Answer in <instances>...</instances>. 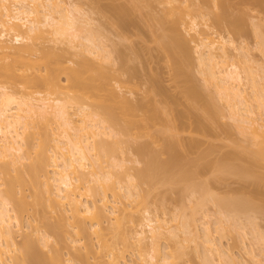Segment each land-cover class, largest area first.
Here are the masks:
<instances>
[{
    "label": "bare ground",
    "instance_id": "1",
    "mask_svg": "<svg viewBox=\"0 0 264 264\" xmlns=\"http://www.w3.org/2000/svg\"><path fill=\"white\" fill-rule=\"evenodd\" d=\"M140 1L128 0V2L123 1L122 3L112 2L106 6L115 18L112 24L116 27V33L120 39V41L114 44L115 47L110 48L111 45L109 46L108 44L106 34L99 27H94V19L85 11L86 9L84 10L74 0H0V58L9 55L12 57L11 62L0 63V163L3 162L6 164V167L0 170V178L1 173H8L7 171L9 170L7 167H12V169L16 170L20 168V165H24L26 160L30 159V166L28 165L29 173L39 185L43 186V193L54 210L62 209V207L67 212L69 210L71 217L78 219V222L83 223L85 221V224L86 222L90 223L91 229H93L94 234L97 236H104L103 230L105 227L102 226L101 221L106 215L109 216H106V218H110L111 220V223L109 222L110 226L107 227L109 233L122 232V230H119L122 227V217L125 214V210H121L111 204L112 200L109 199L108 190H112L114 196L119 194V189L124 190L128 198H134L139 195L137 181L135 183L136 176L139 175L138 177H142L143 179L146 177V172L136 173V175L134 174V170H131V165L127 164L129 160L132 161L131 158L123 157L117 159L110 155L109 146L111 145L103 137L105 135L111 136V133H114L115 129L102 116V113L95 108L93 110L91 103L85 99L91 98L96 100L98 104L104 105L106 112L111 117L119 113L126 115V125L129 127L135 126V128L142 124L149 126L150 122H154L157 117L158 110L156 108L158 105L148 100L149 92H154L155 101L157 99L156 96H160L159 101L161 100L163 102L167 100L168 93L162 88L158 81L160 79H157V77L150 78V85L146 84L148 89L146 88L147 91L145 92L144 90V94L142 93L143 95L146 94V97L148 96L146 101L145 96L142 95L141 97L144 100L139 98L134 102L125 93L120 92L123 89V84L121 83L132 81L135 75L133 73L136 69H131L132 66H130L131 64L129 65V61L132 60V53L137 50L134 48V45L127 44L125 40L129 39L132 31L131 28L136 25L129 16L132 10L139 7ZM175 1L178 0L160 1L161 4L168 5V7L166 6L167 8L163 9V13L159 15L154 12L147 13L149 18L157 20V24L163 30L168 31V33L162 35V47L166 51L178 55L180 59L178 61L177 71L185 75L183 63H185V60L191 58L193 48L190 45L189 39L183 33L182 27L189 33L194 31L197 34V43L195 45V53H197L196 60L200 73L204 75L205 83L212 85L216 94L227 102L226 104L228 105L231 118L237 123L236 127L240 134L244 136V140L247 142V148L249 150L251 148V152L254 155L252 162H264V66L254 65L248 51L245 50L243 45H237L235 39L230 35L218 34L210 23L207 22L205 25L208 29H213L211 32L212 36L208 31L201 30L197 17L191 16L182 7L173 5ZM215 1H217L216 4L222 10L214 14V20L219 24L217 25H227L230 27V30L232 29L236 33L243 30V19L239 16H232L229 11L230 5L232 6V0ZM180 2L184 4L187 0ZM96 4L97 7L94 6L96 9H102L101 0H96ZM186 17L189 20H186ZM256 24L258 27L257 30L259 33H262L263 30L260 27L264 26V21ZM11 35L13 37L12 40H16L15 43L17 45L7 42V37ZM215 35L217 36L215 37ZM259 36H262V40L260 41L264 44V34L262 33ZM47 37H53L55 40H60V42L65 43L69 51H66V46L64 49H62V46L60 48L66 52L74 50V53L77 52L78 55L80 54L83 57L82 60L78 59V64L75 65L76 67L71 68V66H66L64 63H67V58L65 62L63 58L66 52L54 51L55 49L52 51L51 48L50 50H45L44 48L42 50L39 48V44L41 42L43 44V41H46ZM230 49L236 53H231ZM39 50L42 51V58L36 61L32 56L36 52L38 53ZM87 53L99 59L101 62L100 65L95 66L91 65V62L88 63V60L92 61V59L90 60ZM238 57L242 60H237H241L244 63L242 69L244 75L241 67L235 60ZM40 64L41 66L42 64L45 65V73L40 71ZM89 64L90 66H88ZM116 64L117 67H115ZM52 69H57L56 71L64 70L63 72L67 73V87L73 91L70 88L73 86V94H70L66 89L62 90L66 85H61L60 79H58L59 74L57 73L60 71L56 73ZM88 71L90 75L84 74L85 72L88 73ZM247 87H250L248 90H252L253 92L251 93L253 95L252 99L250 98V91L247 90ZM186 92L193 97H199L200 94L196 86L187 87ZM209 104L210 107H208L211 108V103ZM155 105L157 107H154ZM254 106L257 108H254ZM255 109L259 111L257 112ZM209 111H212V109ZM158 116H160L159 113ZM42 123H45L44 126L47 129L52 130L56 128L58 130L57 133L52 130L51 133L54 135L56 133L55 136L46 132L48 134H46V139L50 140L49 137L53 136L50 140L54 141L53 148L51 146L47 148V144H44V142H48L46 139L41 140L37 144L33 141L35 139L34 137L40 134V125ZM52 124H56L55 128L51 127ZM117 141L114 142L117 143ZM28 145H33L32 148L36 153L35 160H32V150L27 151L25 149V146L27 147ZM49 152L52 154H49ZM147 168L152 169V171L155 170H153V167L151 168V165L146 167V171H149ZM247 171L253 170L247 167ZM20 176H22L20 178L23 180V174ZM257 181L255 180L254 182ZM0 185H3V182H0ZM100 188L103 189V192L98 200V204L94 200V197L95 194L97 195L99 193ZM133 189L134 191H132ZM218 199L220 200L221 197ZM219 200L216 201L220 205L219 208L222 207L225 212L228 211L232 215L231 220L233 221L239 218L233 217L239 216L235 214L243 212L240 211V206L247 203L245 199L241 198H235L232 201ZM21 202L15 196L13 187H8L7 191L0 188V264H25L23 262H26L24 261L26 257L29 258L28 253L32 257L37 254V251L35 252L31 247L33 246V241L30 238L24 242L25 248H27L24 251L25 255L20 257L16 253L18 244L14 227L16 226L19 230L21 229L19 212L21 211L19 209L23 207H21L23 204ZM114 202L117 203L116 200ZM247 204L245 205L246 207ZM110 206L111 208H109ZM241 208L244 210L243 207ZM145 212V221L140 224L141 229L136 230L135 234V246L140 249L148 245L150 249L148 254L141 258V264H176L172 260L175 259L173 256L177 254L173 255L167 250L163 252L161 244L171 233V236H174V238L180 235L176 231L179 230V225L175 224V220L177 222L179 217L177 219L175 217V220L173 218V223L169 219H159L149 208L145 209ZM228 212L227 216L229 218H227L230 220ZM245 214L247 213L245 212ZM209 217L207 219H210ZM248 217L247 219L251 218V216ZM67 218L69 217L67 216ZM170 222L174 226L172 223L169 225ZM182 222L184 223H181V225L185 227V230L182 231L188 235L189 239L191 238V241L193 236L195 237L198 234L196 232L198 229L195 231L192 227H189L191 223L187 222V220L186 222ZM194 223H197V221ZM234 223L232 222V225L236 227V220ZM211 225L209 220L203 221V239L205 241L202 240V243L203 241L205 242V245H203L208 250L206 262L211 261V257L217 253L220 257L219 259L222 260L223 258L228 264L238 263L239 257L236 256L237 254L232 253V250L224 249L220 243L213 240L214 238L212 237H214V234L212 235L211 233L214 232V229L212 230ZM193 227L198 228L196 225ZM237 227L246 233L245 227ZM253 227L255 228V232L259 230L257 226ZM74 228L79 229L78 231L84 230L88 232V228L82 227L78 223ZM222 228L220 230L223 232L224 229ZM36 231L40 236V240L48 242V234H40L38 228ZM173 232L176 233L173 235ZM259 232L261 233L262 231L259 230L258 233L256 232V236L260 234ZM203 236L199 235L200 238ZM196 237L195 239L197 240L199 237ZM257 237L263 239L264 235L261 233ZM104 241L106 240L104 239ZM180 242L182 243V240ZM243 247L245 248V246ZM30 250L35 253L32 254ZM248 250L247 247L245 251L247 252ZM113 251L115 250L111 249L109 253L110 258L106 264H122V261L124 262L125 260L120 259L121 254L115 255L116 253L114 254ZM253 252V249L248 251L256 263L264 264L258 255ZM206 255L203 257H207ZM203 259L205 260V258ZM73 260L69 256L64 262L65 264H78ZM211 263L214 264V262Z\"/></svg>",
    "mask_w": 264,
    "mask_h": 264
},
{
    "label": "rangeland",
    "instance_id": "2",
    "mask_svg": "<svg viewBox=\"0 0 264 264\" xmlns=\"http://www.w3.org/2000/svg\"><path fill=\"white\" fill-rule=\"evenodd\" d=\"M74 1L78 5H81L84 10L86 9L85 11L94 19V27H99L106 34L108 37V44L109 46L111 45L110 48L113 46L115 47L114 44L120 41V39L117 36L116 27L112 24L115 18L111 15L106 6L110 5L112 2L122 3L123 1L128 2V0H101L102 9L100 10L102 11L96 9V0ZM160 1L162 0H141L139 2L140 5H138L139 7L132 10L129 16L136 25L131 28L132 31L129 35V39L125 40V42L134 45V48L137 50L132 53V60L129 61V65L131 64L130 66H132L131 69L134 68L137 72L134 70L133 75H135L132 81L121 83L123 84V89L120 91L136 102L139 98L143 99L141 96L144 94V90L145 92L147 91V85H150V78L157 77V79H160L158 81L162 88L168 93L167 100L163 102L161 100L159 101L160 96H156L157 99L155 101L153 91L149 92V99L148 96H145L146 94L143 96H145V101L148 99L153 104L158 105V107L156 105L154 107H157L156 109L160 116H158L157 113L156 119L154 122H150L149 126L147 124H142L138 125V127L136 126V128L135 126L129 127L126 125V115H121V113H119L111 117L106 112L104 105L98 104L96 100L91 98L85 99L91 103V108H95L97 111L101 112L102 116L106 118L108 123L112 124L115 129L114 133H111V136L105 135L103 137L106 138L111 145L109 146L110 155L117 159L123 157L128 159L131 158L132 161L129 160L127 164L131 165V170H134V174L143 171V173L146 172V177L143 179L136 174L135 183L137 181L136 184H138L139 195L134 198H128L124 190L122 191L119 189V194L117 195V193H115L117 196L112 194V190H108L109 199L112 200L111 204L117 206L121 210H125V214H123L122 217V227L119 230H122V232L119 233L117 231L118 233H109L107 227L110 226L109 222L111 220L110 218H106L107 215L104 217L105 219H101L102 226L105 227L103 230L104 236H97L94 234L93 229H91L90 223L86 222L85 224V221H83V223L78 222V219L71 217V212L69 210L67 212L63 207L62 209L54 210L43 193V186L39 185L29 173L28 168L31 163L29 159L16 170L12 169V167H7L9 170L7 171L8 173H1L0 178V182H3L0 188L7 191L8 187H13L15 196L23 202V204L21 202V207H23L19 209L21 210L19 211L21 229L19 230L18 227H14L18 244L17 255L20 257L25 255L24 251H26L27 248H25L24 242L29 238L33 241V244L31 242L33 245L31 247L35 252L37 251L36 255L39 253L38 257L35 255L33 256L34 258L28 253L29 258L26 257L27 259L25 258L24 260L26 262L23 263L65 264V259L70 256V258L72 257V259H74L73 261L78 264H106L110 258L109 253L111 249H113L115 250L113 251L114 254L116 253L115 255L121 254L120 259L125 260L124 262L122 261V264H141V258L146 256L150 249L148 245L138 249L135 246V234L136 230L141 229L140 224L145 221V209L147 208L157 215L159 219H169L173 223L175 217L176 219L179 217L177 222L175 220V224L179 225L180 231L176 230L178 231V235L180 234L179 236L176 234L179 239L178 237L174 238V236H171V233V235L164 240L165 242L163 241L161 244L163 252L167 250L173 255L177 254L173 256L175 259L172 260L171 258L176 264H210V262H214V264H228L223 258L222 260L219 259L220 257L217 253L213 255L216 262L213 257H211L213 260L211 259V261L206 262L208 250L205 249V240L203 239L204 220H209L210 225L212 224V230L214 229V232L211 230V232H213L211 234H214V237H212L214 238L213 240L220 243L224 249L232 250V253L234 252L235 255L237 254L236 256L239 257L240 260L237 258L239 262L237 261L238 263L236 264H257L248 253L250 249H253V253H256L259 259L264 263V237L263 239L257 237L261 233L264 235V162H252L254 155L251 152V148L250 150L247 148V142L244 140V136L240 134L236 127L237 123L231 118L228 105L226 104L227 102L216 94L212 85L205 83L204 75L200 73L196 60L197 53H195V45L197 43V34L194 31L189 33L184 27H182L183 33L189 39L190 45L193 48V53L191 58L185 60V63H183L185 75L177 71L180 58L178 55L166 51L161 44L162 35L168 33V31L163 30V28L157 24V20L149 18L147 14L148 12H154L157 13V15L163 13V9L167 8L168 5L161 4ZM180 1L173 2V5H178L185 9L187 13H190L191 16H196L200 23L201 30L208 31L210 35L213 29L218 34L230 35L235 39L237 45L244 46L254 65L264 66V44L260 41L262 40V36H259L262 35V33L264 34V26L260 27V29L263 30L260 34L256 24L260 21H264V0H232V6L230 5L229 7L231 15L235 17L239 16L243 19V30L239 33H236L232 29L230 30V27L227 25L218 26L219 24L214 20V14L222 10L216 4L217 1L187 0L184 4ZM186 20H189V18L186 17ZM207 22L213 26V29L207 28L205 25ZM216 36L217 35H215V37ZM12 38V35L8 36L7 42L17 45V43H15L16 40H12ZM55 41L57 40L53 37H47L46 41H43L44 45L42 42L39 44V48L42 50L43 48L45 50H50L51 48L52 51L55 49L54 51L60 52L64 51L62 49H64L65 46L67 48V45L60 42V40L57 41L58 43ZM60 46H62V49ZM66 51H69L68 48ZM73 51L70 50V52H66V57L63 55L65 59L64 62L67 58L66 62L68 65L67 63L64 64L69 67L71 66V68L78 64V59L82 60L83 58L80 54L78 55L77 52L74 53L75 51ZM231 53L234 54L236 52L233 50ZM41 54L42 51L39 50L38 53L36 52L32 57H34L36 61H39L40 58H42ZM87 56L90 60L92 59V61L88 60V63L91 62L90 64L95 66L100 65L101 62L99 59L94 58L88 53ZM237 59L241 58L238 57L235 58V60L242 70L244 63L241 61L242 59ZM11 61L12 57L10 55L0 58V63H9ZM90 64L88 66H90ZM115 67H117V64ZM39 68H41L40 71L42 73H45L46 69L44 64ZM52 70L56 73L60 71H56L57 69ZM63 71L64 70H61L57 73L59 74L58 79H60L61 85H66L62 90L66 89L70 94H73V86L70 87L69 84V87L73 91L69 90L67 87V73ZM88 73L85 72L84 74L90 75V73ZM242 73L244 75L243 70ZM86 79L88 80V78ZM138 84L141 87L147 85L145 88H141ZM189 86L197 87L200 93L199 97H193L187 94L186 88ZM248 89H250V87H247V90ZM248 91H250L249 95H251L250 98L252 99L253 95L251 93L253 92L252 90ZM170 103L172 106H170ZM207 103H211V108H209L210 104L208 105ZM255 107L256 106H254V108ZM210 109H212V111H209ZM255 110H257V112L259 111L258 109ZM180 113L181 116L183 115V118L180 116ZM44 125L45 123L40 125V134L34 137L36 140L33 139L36 144L46 139V136L50 134L52 130L56 133L58 131L55 128L56 124H52L51 127L55 128L52 130L49 128L47 129ZM46 132H48V134ZM51 137H49L50 140ZM46 140H48V142H44V144H47V148H50V146L53 148L52 145H54V141H50L49 139ZM114 141H117V143ZM32 146L33 145L25 146V149H27V151L32 150V160H35L36 153ZM168 146L170 149H168ZM49 154L52 153L49 152ZM173 162L175 163L172 164ZM148 165H151V168L153 167V170H155L152 171V169L150 170L147 168L149 171H146ZM168 165L171 167L169 166V168ZM5 167L6 164L3 162L0 163V170ZM247 167H250L253 171L248 172ZM20 172L23 174V180L20 178L22 177L20 176L21 174H19ZM255 180L258 181L254 182ZM131 187L133 188V186ZM100 190L94 197V200H96L98 204V200L103 192V189L100 188ZM132 191H134V189ZM210 196H212L213 199L212 197L210 198ZM217 197H221V199L219 200ZM235 198L245 199V202L248 204L246 203L247 207L245 206L246 204H242L245 207L242 205L240 206V211L244 213L240 212L235 214L239 216L233 217L239 218L233 221L231 220L232 215H230L228 211L225 212L222 207L219 208L220 205L216 201H222V199L223 201H232L235 200ZM114 200H116L117 203H115ZM90 202L92 203V201ZM241 207L246 210L244 211ZM109 208H111V206ZM227 212L230 216V220L228 219ZM245 212L248 215L245 214ZM249 214H251L250 216L252 219L249 218ZM67 216L69 218H67ZM207 217L210 219H207ZM247 217L250 220L247 219ZM186 220L191 223H189L191 225L189 227H192L195 231L198 229L196 231L198 234L194 231L196 236L199 237L200 235L203 237H199L196 240V236H193V239L190 241L191 238L189 239L188 235L182 231L185 230V227H183L184 225L182 226L181 223L183 224L184 222L182 221L186 222ZM235 220L237 222L236 227L235 225L233 227L232 222L235 224ZM196 221L197 223H194ZM75 222L81 224L82 227L88 228V232L84 230L78 231L79 229L74 228L77 226ZM172 222H170L169 225ZM195 225L198 226V228L193 227ZM237 226L245 227L246 233ZM253 226H257V229L262 232H259L260 234L256 236V232L258 233L259 230L255 232ZM37 228L40 230V234H48V242L40 240V236L36 231ZM221 228L224 229L223 232L220 230ZM175 233L173 232V235ZM221 233H223L224 236ZM189 236L192 237L191 235ZM103 238L106 241H104ZM202 240H204L203 243ZM194 241L199 244H196ZM104 242L108 244L106 245ZM243 246H245V248ZM246 246L249 249L247 252L245 251L247 248ZM110 247L112 248L110 249ZM204 249L206 252H204ZM31 252L32 254L35 253L33 251ZM205 255L207 257H203ZM203 258H205V260Z\"/></svg>",
    "mask_w": 264,
    "mask_h": 264
}]
</instances>
